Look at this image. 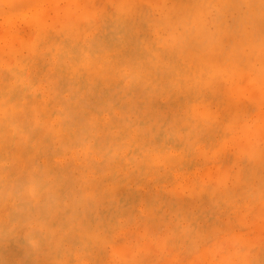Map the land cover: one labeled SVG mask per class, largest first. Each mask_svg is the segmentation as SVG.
<instances>
[{
    "label": "rangeland",
    "instance_id": "374dc122",
    "mask_svg": "<svg viewBox=\"0 0 264 264\" xmlns=\"http://www.w3.org/2000/svg\"><path fill=\"white\" fill-rule=\"evenodd\" d=\"M39 1L34 0L33 3V0H26V4L25 0H1L0 3L4 10L1 7L0 264H264V98H261L264 97V69L261 67L264 65V0H203L202 4L201 0ZM123 3L136 11L134 23L143 39L142 45L147 44L145 47L149 50L159 51L163 55L165 53V60H176L192 67L197 64L211 71L217 65L219 67L222 60L226 61L221 63L223 67L218 71V74L222 72L223 75L216 83V86H220L219 94L212 96L202 93L201 97L190 94V104H184V114L191 106L194 117L198 116L193 121L184 117L177 122L182 127L192 122L196 128L192 130L193 126L190 125L186 131L182 130V133L185 132L182 139L187 140L184 145H176L180 137L170 136L171 130L164 124L166 117L152 136L150 134L152 140L145 149H156L151 159L145 161L138 156L140 149L134 148V151L127 152L126 157L121 155L122 160L111 175L105 174L113 170L106 168L107 162L94 160L93 151L102 148V140L88 141L90 145L87 148H84V142L78 140L72 150L66 151L60 141L54 139V134L45 129L44 117L41 116L43 120L39 117L37 123L31 109L34 103L37 102L38 107V102L41 103L44 96L50 97L56 91L55 81L49 82L45 78L52 68V62L54 71L64 68L69 63V51L75 53L78 48L90 46L93 40H107L108 36H104L106 31L114 35L108 28L111 25L109 19L119 6L124 7ZM202 6L204 16L198 14ZM74 10L79 12L76 17H73ZM203 18L206 23L203 24L207 25V30L202 28L205 32L200 28ZM64 32H67V36L63 35ZM33 33L37 34L33 36ZM220 33L223 35L217 36ZM252 33L254 36L251 38ZM30 35L32 40L28 42ZM41 40L46 43H41ZM203 42L205 45L201 44ZM197 43L200 44L199 49ZM19 44L21 50H18ZM25 48H28L27 51ZM216 53H219L220 58ZM196 55L202 56L203 60L200 61ZM15 58L13 64L11 61ZM211 58H217L215 64ZM228 65H233L232 70ZM37 68L39 73L36 72ZM221 69L227 70L228 75L226 72L223 74ZM217 70L216 67L215 73ZM251 73L254 75L252 80ZM228 76L229 80L221 81ZM131 82L130 89L136 91V80ZM12 85L17 88L12 89ZM124 85L123 81L117 85L110 83L108 87L102 88L103 98L100 100L94 94L91 102L105 105L107 102L104 98L110 97L108 104L115 101L121 103L123 94L118 93L115 97V93L125 90ZM115 87L118 90L112 89ZM60 94L68 96L64 90ZM224 97H227V101ZM229 109L231 112H228ZM104 112L105 109H102L98 114ZM109 116L114 120L118 118L114 114ZM244 125L247 129H244ZM197 130L202 132L196 135ZM27 131L34 132V135L26 137ZM1 135H5L3 139ZM146 139L149 140V137L146 136ZM16 150L18 157L14 156ZM169 154L175 158L183 156V161L178 164L181 169L178 165L169 166L166 163L167 159L164 158ZM16 158L22 161L23 166L26 164L27 167L30 163L32 166L28 167L29 171H25L26 167H21L20 163L17 167ZM29 159L33 164L27 162ZM152 160L159 164L153 165L155 163ZM94 166L98 170H107L96 174ZM51 168L52 171L48 172ZM182 173L189 176L192 185L195 183L197 193L190 194L185 186L183 189L178 188L177 176ZM6 193H9L8 198ZM176 195L179 199L183 196V202L189 200L182 211L178 210L180 205ZM94 200L100 203L96 205ZM88 235L94 238L99 235L98 239L95 238L98 242L92 238L89 240Z\"/></svg>",
    "mask_w": 264,
    "mask_h": 264
},
{
    "label": "bare ground",
    "instance_id": "6f19581e",
    "mask_svg": "<svg viewBox=\"0 0 264 264\" xmlns=\"http://www.w3.org/2000/svg\"><path fill=\"white\" fill-rule=\"evenodd\" d=\"M7 1V0H6ZM32 1V0H31ZM39 1V0H38ZM75 1V0H74ZM81 1V0H80ZM113 1V0H112ZM118 1V0H117ZM121 1V0H119ZM201 0V4H202ZM231 1V0H230ZM36 2V1H35ZM40 2V1H39ZM53 2V0L51 1ZM69 2V1H68ZM73 2V1H72ZM78 2V1H77ZM122 2V1H121ZM125 2V1H124ZM136 2V1H135ZM159 2V1H157ZM1 3V0H0ZM7 3V2H6ZM26 3V0H25ZM32 3V2H31ZM34 3V0H33ZM85 3V2H84ZM83 3V4H84ZM89 3V2H88ZM87 3V4H88ZM113 3V2H112ZM119 3V2H118ZM156 3V2H155ZM254 3V2H253ZM252 3V4H253ZM8 4V3H7ZM27 4V3H26ZM68 4V3H67ZM80 4V3H78ZM82 4V5H83ZM160 4V3H159ZM177 4V3H176ZM204 4V3H203ZM2 5V4H1ZM28 5L30 6V2H28ZM33 5V4H32ZM36 5V4H35ZM66 5V4H65ZM100 5V4H99ZM164 5V4H163ZM185 5V4H184ZM191 5V4H190ZM200 5V4H199ZM264 5V4H263ZM57 6V4H56ZM71 6V5H69ZM75 6V5H73ZM72 6V7H73ZM81 6V4H80ZM119 6V5H118ZM124 7H120L117 8L116 12L110 16V21L109 23L111 24L108 28L111 30V33L114 35H109L108 32L106 31V33L104 34V36H108L107 40H103V41H90V46H84L82 48H78L77 50H75L76 52L73 53L72 51H69L68 54V60L69 63L66 64V66H64V68H58L54 71L53 69V62L52 65L49 69V71L46 73L45 78L48 79V81L53 82L55 81V89L56 91L52 92L51 96H44V99L41 100V103L38 102L39 104H41L40 109H39V104L38 107L37 106V102L34 103L32 105V113L34 116H36V121L39 119V117L43 116L44 120L42 118V120L44 121L43 125L45 126V129H47V132H50L54 137V139L60 141V144L62 146H64V149L66 151H70L73 149L74 144L80 140V142H84V148H87L90 144L88 143V141L90 140H102L101 141V147L104 149V151L102 150V148H98L95 149L94 152V160L95 162L97 161H105L108 164H106V168L112 169L110 170L109 173H105V174H111L113 175L114 172H116L115 170L118 167L119 161L122 160V156L126 157L127 152L129 153L130 151H134V148H139L140 149V153L138 156H140L141 158H143L145 161L150 160L151 157L153 156L154 153H156V149L153 150H147L145 149L146 146L148 144H150L149 142H151V138H150V134L152 136V133L154 130L158 129V126L160 124V122L164 123V119L166 117L167 121H165L164 124L168 125L167 127L170 128L171 130V134L170 136L173 137H180V140L176 141V145H179V147H181L182 145H184V143L187 141L184 138L185 132L182 133L183 129H186L191 125L193 126V123L191 122L190 124L186 125V126H179L178 125V121L181 119H184V117L186 118H190V121H193L194 118L196 119L197 117H194V113H193V109L190 110V107L188 106L190 104L191 101H189V96L190 94L193 95V97H201L202 93H206V94H211L213 95H218L219 94V90L220 88H218V86H216L217 84V80L222 79L223 76L220 72L218 74V71H220V65L221 63L224 64V60H222V62H219V67L218 65L216 66L219 70H217V73H215V69L214 71H211L210 69H207L205 67H201L198 66L196 64V66L192 67L190 64L189 68L185 65H182L179 61L176 60H172V62L165 60L164 56H166V54L164 53V55L162 53H160L159 51L156 50H149L148 47H145L147 44H145L144 46L142 45L141 41L143 42V39H141V36H139L140 31H138V27L136 26V24L134 23V16H135V10L131 9L128 4L123 3ZM158 7H160L157 4ZM188 6V5H186ZM230 6V5H229ZM253 6V5H252ZM259 6V5H258ZM2 7V6H1ZM0 7V9H1ZM31 7V6H30ZM63 7V6H62ZM66 7V6H65ZM71 7V8H72ZM92 7V6H91ZM99 7V6H98ZM41 8V7H40ZM52 8V7H51ZM76 9V7H74ZM73 8V9H74ZM81 8V7H80ZM84 8V7H83ZM87 8V7H86ZM90 8V7H89ZM124 8V9H123ZM186 8V7H185ZM193 8V6H192ZM191 8V9H192ZM203 6L201 7L200 12L198 11L199 8H197L198 14L202 15L204 12L202 11ZM258 8V7H257ZM256 8V9H257ZM43 9V8H42ZM63 9V8H62ZM61 9V10H62ZM119 9V10H118ZM123 9V10H122ZM157 9V8H156ZM161 9V8H160ZM187 9V8H186ZM254 9V8H253ZM262 9V8H261ZM10 10V9H9ZM37 10V9H36ZM41 10V9H40ZM39 10V12H40ZM59 10V9H58ZM66 10V9H65ZM64 10V11H65ZM167 10V9H166ZM165 10V11H166ZM174 10V9H173ZM204 10V9H203ZM1 11V10H0ZM2 11L3 7H2ZM8 11V10H7ZM48 11H50L48 9ZM54 11V10H53ZM76 10H74L73 12H75ZM80 11V10H79ZM86 11V10H85ZM107 11V10H106ZM159 11V10H158ZM171 11V10H170ZM192 11V10H191ZM73 12L71 14H73ZM98 12V11H97ZM96 12V13H97ZM141 12V11H140ZM139 12V13H140ZM189 11H187L188 13ZM253 12V11H250ZM255 12V11H254ZM2 13V12H1ZM55 13V12H54ZM62 13V11H61ZM65 13V12H63ZM79 13V12H78ZM77 12H75V15L73 17H76L78 14ZM88 13V12H87ZM91 13V12H89ZM138 13V14H139ZM169 13V12H167ZM166 13V14H167ZM195 13V11H194ZM38 14V12H37ZM40 14V13H39ZM50 14V12H49ZM48 14V15H49ZM56 14V13H55ZM58 14V13H57ZM67 14V13H66ZM197 16V13H195ZM194 14V15H195ZM46 16V20L47 17ZM54 15V14H53ZM64 15V14H62ZM68 15V14H67ZM66 15V17H67ZM108 15V14H107ZM140 15V14H139ZM138 15V16H139ZM168 15V14H167ZM41 16V15H40ZM50 16V15H49ZM57 16V15H56ZM56 16H52L51 18H54ZM59 16V15H58ZM65 16V15H64ZM95 16V14H94ZM97 16V15H96ZM95 16V17H96ZM204 16V14H203ZM202 16V17H203ZM70 17V16H69ZM82 17V16H80ZM98 17V16H97ZM168 17V16H167ZM11 18V17H10ZM35 18V16H34ZM37 18V15H36ZM62 18V17H60ZM59 18V19H60ZM7 19V18H3ZM9 19V18H8ZM49 19V18H48ZM58 19V18H57ZM65 19V17H64ZM78 19V18H76ZM83 19V18H82ZM93 19V18H92ZM157 19V18H156ZM163 19V18H162ZM189 19V18H188ZM11 20V19H10ZM9 20V21H10ZM12 20H14L12 18ZM19 21V18L17 19ZM16 20V21H17ZM35 20V19H34ZM32 20V21H34ZM45 20V19H44ZM55 20V19H53ZM68 21V18L65 19ZM96 20V19H95ZM201 20V18H200ZM204 18L202 19V24L204 23ZM37 21V20H36ZM77 21V20H76ZM156 22V20H154ZM160 21V20H159ZM1 22V21H0ZM51 22V21H50ZM75 22V21H74ZM83 22V21H82ZM158 22V21H157ZM198 22V21H197ZM8 23V21H7ZM33 23V22H32ZM35 23V21H34ZM52 23V22H51ZM65 23V21H63V24ZM67 23V22H66ZM210 23V22H208ZM2 24V23H0ZM158 24H160L158 22ZM163 24V23H161ZM200 24V21H199ZM206 24V23H204ZM199 25L201 30L203 32H205L202 28H205V26L207 25ZM31 26V24H29ZM42 25V24H41ZM49 25V24H48ZM73 25V23H72ZM75 25V23H74ZM156 25V24H155ZM4 26V23H3ZM17 26V25H14ZM28 26V27H30ZM60 26V25H59ZM58 26V27H59ZM6 27V26H4ZM12 27V26H11ZM38 26H36L37 28ZM42 27V26H41ZM61 27V26H60ZM59 27V28H60ZM72 27V26H71ZM79 27V26H78ZM15 28V27H14ZM190 28V27H189ZM38 29V28H37ZM72 29V28H71ZM20 30V28H19ZM70 30V29H69ZM73 30V29H72ZM71 30V31H72ZM200 30V29H199ZM205 30H207L205 28ZM12 31V30H11ZM41 31V29H40ZM46 31V30H45ZM84 31V30H83ZM5 32V31H4ZM3 32V33H4ZM42 32L43 29H42ZM190 32V31H189ZM193 32V31H191ZM199 32V31H198ZM253 32V31H252ZM38 33V31H37ZM37 33H33V36H35L34 34ZM79 33V30H78ZM77 33V34H78ZM83 33V32H82ZM81 33V34H82ZM219 33V32H218ZM32 34V33H31ZM76 34V36H77ZM183 34V33H182ZM208 34V32H207ZM253 34V33H252ZM9 35V34H8ZM7 35V36H8ZM18 35V34H17ZM64 36H67V32L63 33ZM196 35V34H195ZM216 35V34H215ZM214 35V36H215ZM219 35H223V34H218ZM258 35V34H257ZM6 36V37H7ZM12 36V35H11ZM16 36V35H15ZM24 36V35H23ZM81 36V35H80ZM201 36V34H200ZM210 36V35H209ZM254 36V34L251 36V38ZM19 37V35H18ZM31 39L28 40V42H30L32 40V36L30 35ZM187 37V35L185 36ZM199 37V36H198ZM260 37V36H259ZM5 38V37H4ZM23 38V37H22ZM21 38V39H22ZM29 38V37H28ZM27 38V39H28ZM34 38V37H33ZM77 38V37H76ZM81 38V37H80ZM179 38V37H178ZM216 38V37H215ZM247 38V37H246ZM264 38V37H263ZM18 39V38H17ZM48 39V38H47ZM62 39V38H61ZM60 39V40H61ZM198 38H196L197 40ZM222 39V36H221ZM16 39L13 40V42ZM34 40V39H33ZM193 40V39H192ZM216 40V39H215ZM218 40V39H217ZM231 40V38H230ZM3 41V40H1ZM62 41V40H61ZM60 41V42H61ZM149 41V40H148ZM199 41V40H197ZM201 41V40H200ZM252 41V40H251ZM18 42L20 43V41L18 40ZM41 43L44 42L43 40L40 41ZM81 42V41H80ZM180 42V41H179ZM193 42V41H192ZM220 42V41H219ZM223 42V41H221ZM236 42V41H234ZM256 42V41H255ZM4 43V42H3ZM2 43V44H3ZM6 43V42H5ZM15 43V42H14ZM13 43V46H14ZM17 43V42H16ZM23 42H21L22 44ZM27 43V40H26ZM25 43V44H26ZM46 42H44L43 44H45ZM188 42H186L187 44ZM195 43V40H194ZM215 43V42H214ZM250 43V42H249ZM248 43V44H249ZM7 44H9L7 42ZM11 44V43H10ZM19 44V48L20 45ZM32 44V42H31ZM31 44H29V46H32ZM60 44V43H59ZM58 44V45H59ZM78 44V43H77ZM165 44V43H164ZM177 44V43H176ZM184 44V43H183ZM190 44V43H189ZM199 44V43H197ZM201 44H204L201 43ZM220 44V43H219ZM243 44V43H242ZM4 45V44H3ZM24 45V44H22ZM76 45V44H75ZM192 45V43H191ZM190 45V46H191ZM205 45V44H204ZM210 45V44H209ZM216 45V44H214ZM244 45V44H243ZM242 45V46H243ZM255 45H257L255 43ZM1 46V45H0ZM6 46V45H4ZM8 46V45H7ZM25 46V45H24ZM163 46V45H162ZM176 46V45H175ZM174 46V47H175ZM178 46V45H177ZM186 46V45H185ZM184 46V49L186 48ZM187 47L188 48H190ZM203 46V45H201ZM22 47V46H21ZM28 47V45H27ZM168 47V46H167ZM170 47V46H169ZM217 47V46H216ZM219 47V45H218ZM259 47V46H258ZM3 48V47H2ZM6 48V47H5ZM16 48V47H15ZM18 50H21V48ZM24 48V47H23ZM30 50V47H28ZM28 48H25L26 51ZM163 48V47H162ZM196 48V47H194ZM200 48V44L198 49ZM241 48V45H240ZM256 48V47H255ZM260 48V47H259ZM174 49V48H173ZM172 49V50H173ZM178 49V48H177ZM205 49V48H204ZM217 50H219L218 48H216ZM225 49V47H224ZM248 49V48H247ZM250 49V48H249ZM28 50V51H29ZM171 50V51H172ZM195 50V49H194ZM222 50V49H221ZM9 50L7 49V52ZM14 51V50H12ZM16 51V50H15ZM170 51V48H169ZM175 51V50H174ZM186 51V50H185ZM246 51V50H245ZM249 51V50H248ZM252 51V50H251ZM250 51V53H251ZM6 52V51H4ZM18 53V51H16ZM22 52V51H21ZM59 52V51H58ZM177 52V51H176ZM183 51H181L182 53ZM199 52V51H198ZM223 52V51H222ZM253 52V51H252ZM20 53V51H19ZM170 53V52H169ZM224 53V52H223ZM264 53V52H262ZM4 54V53H3ZM9 54V53H7ZM12 54V53H11ZM34 54V53H32ZM63 54V51H62ZM178 54V53H177ZM197 54V52H196ZM219 53H216V56ZM234 54V53H233ZM249 54V53H248ZM252 54V53H251ZM30 55V54H29ZM191 55V54H190ZM193 55V54H192ZM213 55V54H212ZM238 55V54H237ZM31 56V55H30ZM180 56V55H179ZM185 56V54H184ZM188 56V55H187ZM200 56V55H199ZM209 56V55H208ZM219 56V55H218ZM17 57V56H16ZM33 57V56H32ZM142 57H144L142 59ZM170 57V56H169ZM193 57V56H192ZM196 57H198L196 55ZM202 56L198 57L200 58V61L203 60V58L201 59ZM212 57V56H211ZM241 57V56H239ZM2 58V57H1ZM6 58V57H5ZM5 58H3L5 61ZM171 58H175V57H171ZM181 58V57H180ZM204 58H206L204 56ZM209 58V57H208ZM220 58V56H219ZM222 58V57H221ZM264 58V57H263ZM23 59V58H22ZM26 59V58H25ZM185 59V58H184ZM191 59V58H190ZM197 59V58H196ZM212 59V58H211ZM213 59H215L213 57ZM212 59V60H213ZM183 60V57L182 59ZM193 60V59H192ZM199 62V59H197ZM209 60V59H208ZM208 60L206 62H208ZM211 60V61H212ZM241 60V59H240ZM15 60H12L11 62H13L14 64ZM24 61V60H23ZM191 61V60H190ZM216 60H213L214 64H215ZM219 61H221L219 59ZM226 61V60H225ZM189 62V61H188ZM197 62V63H198ZM205 63V61H203ZM210 62V61H209ZM208 62V63H209ZM212 62V65H213ZM22 63V61H21ZM184 63V62H183ZM264 63V61H263ZM2 64V63H1ZM5 64V63H4ZM10 64V62L8 63ZM199 64V63H198ZM217 64V63H216ZM249 64V62H248ZM3 65V64H2ZM11 65V64H10ZM205 65V64H204ZM239 65V63H238ZM241 65V64H240ZM239 65V66H240ZM31 66V65H30ZM229 66V65H228ZM233 66V65H231ZM231 66L230 69H231ZM236 66V65H235ZM13 67V66H12ZM207 67V66H206ZM211 67V66H210ZM223 67V66H222ZM221 67V68H222ZM227 67V65L225 66ZM228 67V68H229ZM237 67V66H236ZM264 69V65L261 66ZM234 68V67H233ZM23 69V68H22ZM213 69V68H212ZM227 69V68H225ZM221 69V71L226 72L225 74L229 73L227 70L225 71ZM232 70V69H231ZM254 70V69H253ZM36 72L39 73L38 68L36 69ZM254 72V71H253ZM158 74V75H157ZM228 75V74H227ZM245 75V74H244ZM251 80L254 79V75L251 73ZM158 76V77H157ZM219 77H221L219 79ZM228 78L224 77L225 79L221 80V81H227L229 80ZM71 78L72 81L70 80ZM259 78V77H258ZM136 80V85H135V90L130 89L129 84L131 81ZM124 82V88L125 90H120V91H115V97L117 96L118 93H122V102L118 103L117 101H115L113 104H108L110 101V97H107L106 99L104 98V100L107 102V104H100L99 102L97 104H94V102H91V96L94 94H97L100 97V100L103 98L101 96V93L103 91V89L105 87H108L110 83H113L114 85H117L120 82ZM254 81V80H253ZM255 81L257 82V79H255ZM259 81V79H258ZM252 82V81H251ZM72 83H75V86H72ZM132 83V82H131ZM53 84V85H54ZM219 84V83H218ZM76 85L78 87H76ZM104 85V86H103ZM58 87V89H57ZM220 87V86H219ZM0 88H2V85L0 84ZM17 87L14 85H12V89H16ZM103 88V89H102ZM183 88V90H182ZM253 88V87H251ZM263 88V87H262ZM115 90H118V88H112ZM246 89V88H245ZM254 89V88H253ZM64 90L68 93L67 97H63L60 93L61 91ZM83 92H82V91ZM255 90V89H254ZM250 91V90H249ZM253 91V90H252ZM135 92V93H134ZM227 92V91H226ZM224 91V93H226ZM229 92V91H228ZM232 92V91H231ZM260 92V91H259ZM237 94V93H236ZM243 94V93H242ZM263 93L260 92V95ZM224 95V94H223ZM71 97V98H69ZM74 99L73 102H71V99ZM225 98V97H224ZM264 98V97H261ZM227 101V97L225 98ZM20 100V99H19ZM261 101V99L259 100ZM264 101V100H262ZM188 103V111L184 114V104ZM227 103V102H226ZM10 104V103H9ZM8 104V105H9ZM228 104V103H227ZM7 105V106H8ZM6 106V107H7ZM89 106H92V109H88ZM218 106V105H217ZM29 107V106H28ZM107 107V108H106ZM226 107V106H225ZM31 108V107H30ZM193 108V107H192ZM230 108V107H228ZM29 109V108H28ZM96 109V110H95ZM102 109H105L106 112L102 113V115H99L98 113L102 111ZM218 109V108H217ZM10 110V108H9ZM17 110V109H14ZM19 110V108H18ZM16 111L17 113L20 111ZM12 112V110H10ZM209 111V110H208ZM224 111V110H223ZM198 112V111H197ZM228 112H231L230 109L228 110ZM31 113V114H32ZM206 113V112H205ZM252 113V112H251ZM110 114H114L115 116H117L118 118L116 120L112 119V117L110 118ZM20 115V114H19ZM144 115V118L140 119L141 116ZM146 115V116H145ZM147 115L149 116V118L147 117ZM197 115V114H196ZM19 117V116H18ZM22 117V116H21ZM54 117V119L52 118ZM32 119V118H31ZM132 119V120H131ZM200 119V118H199ZM198 119V120H199ZM19 120V119H18ZM33 121V120H32ZM31 121V123H32ZM199 122V121H198ZM197 122V123H198ZM245 124H247L246 121H244ZM30 123V124H31ZM38 123V121H37ZM187 123V122H186ZM82 124V126H81ZM184 124V123H183ZM182 124V125H183ZM217 124V123H216ZM185 125V124H184ZM236 125V124H233ZM162 126V125H161ZM160 126V127H161ZM205 126V125H204ZM209 127H211L210 125H208ZM246 128V125H244ZM258 126V125H257ZM58 127V128H57ZM229 127V126H228ZM232 127V126H230ZM242 127V126H241ZM212 128V127H211ZM259 128V127H258ZM44 129V130H45ZM195 126H193L192 130H195ZM228 129V128H226ZM62 131V132H60ZM244 131V130H243ZM256 131V130H255ZM259 131V130H258ZM12 132V130H11ZM200 132H202L201 130H197L195 131V134L198 135ZM226 132V130H225ZM224 132V135H225ZM252 132V131H251ZM257 132V131H256ZM261 132V130H260ZM34 133V132H33ZM32 132L27 131L26 132V137L27 136H32L34 135ZM48 133V134H50ZM4 134H6L4 132ZM8 134V133H7ZM142 134H145V136ZM157 135V134H156ZM255 135V134H254ZM5 136V135H1ZM15 136V135H14ZM19 137V135H17ZM16 136V137H17ZM40 136V134H39ZM146 136L149 137V140L146 139ZM251 136V135H250ZM22 137V136H21ZM204 137V136H203ZM24 138V136H23ZM172 138V137H170ZM254 138V136H253ZM3 139V137H2ZM169 139V138H168ZM11 140V139H10ZM9 140L10 144L12 145L11 141ZM24 140V139H22ZM42 140V139H39ZM104 140H106L107 142L104 143ZM168 141V140H167ZM233 142V141H232ZM23 143V142H22ZM239 143V142H238ZM2 144V143H1ZM9 144V143H8ZM7 144V145H8ZM9 144V146H10ZM20 144V143H19ZM246 144V143H243ZM58 145V144H57ZM93 146V145H91ZM191 146V144H190ZM189 146V147H190ZM244 146V145H243ZM3 147V145H2ZM185 147V146H184ZM237 147V146H236ZM16 148V146H15ZM21 148V147H19ZM18 148V149H19ZM41 148V147H40ZM39 149V148H38ZM185 149V148H184ZM223 148H221L222 151ZM15 150V149H14ZM225 151V150H223ZM249 151V150H248ZM18 152L17 150L14 152V156L18 157ZM170 152V149H169ZM168 152V153H169ZM172 152V151H171ZM216 153V152H214ZM123 154V155H122ZM205 154V153H204ZM225 154V153H224ZM122 155V156H121ZM157 155V154H156ZM196 155V154H194ZM169 156V157H168ZM177 156V154H176ZM193 156V155H192ZM240 156V155H239ZM121 157V158H120ZM181 157H183L181 155ZM180 158H175L174 155L169 154L167 156H165L164 159H167V164L169 166H177L181 161H183ZM194 157V156H193ZM160 158V157H159ZM162 158V157H161ZM216 158V157H215ZM27 159V157L25 158ZM142 159V160H143ZM156 159V158H155ZM181 159V160H179ZM192 159V158H191ZM190 159V160H191ZM224 159V158H223ZM20 159L16 158V165L20 163L21 167H26L23 166L22 161H19ZM154 160V159H153ZM152 160V161H153ZM158 160V159H157ZM25 160H23L24 162ZM155 161V160H154ZM152 162L155 163L153 165L157 166L159 163L157 162ZM161 161V160H160ZM209 161V160H208ZM27 162H31L32 161L29 159V161ZM144 162V161H143ZM159 162V160H158ZM191 162V161H190ZM14 163V162H13ZM13 163L11 165H13ZM164 163V160H163ZM33 164V163H32ZM162 164V162L160 163ZM176 164V165H175ZM147 165V164H146ZM32 165L30 163H28L25 171L28 170V167L30 168ZM204 166V165H203ZM17 167H19L17 165ZM16 167V168H17ZM105 168V169H106ZM178 168H182L178 165ZM2 169V166L0 168V171ZM53 168L47 170L48 172L52 171ZM104 169V170H105ZM45 170V172H46ZM95 173H99L102 170V168H100L98 170L97 166H94ZM107 170V169H106ZM29 171V170H28ZM32 171V170H31ZM206 171V170H205ZM44 172V173H45ZM207 172V171H206ZM252 172V171H251ZM7 173V172H6ZM44 173H41L42 176H44ZM96 173V174H97ZM5 174V173H4ZM101 174V173H100ZM240 174V173H239ZM0 175H2V172L0 173ZM102 175V174H101ZM29 176V175H28ZM207 176V174H206ZM240 176V175H239ZM117 177V176H116ZM222 177V176H221ZM189 176L187 174H179L177 176V181H178V188L183 189V187L185 186L188 192H190V194L193 195L195 191V183L189 182L188 180ZM193 178V177H192ZM223 179V178H222ZM67 180V179H66ZM191 181V180H190ZM224 181V180H223ZM206 182V181H205ZM173 183V181L171 182ZM1 184V183H0ZM124 184V183H123ZM122 184V185H123ZM4 185V183H3ZM95 185V183H94ZM94 185H91L94 187ZM53 186V185H52ZM121 186V185H120ZM195 186V187H193ZM110 187V186H109ZM158 187V186H157ZM217 187V186H216ZM215 187V189H216ZM86 188V187H85ZM84 188V189H85ZM203 188V186H202ZM218 188V187H217ZM23 189V188H22ZM59 189V188H58ZM214 189V192H215ZM219 189V188H218ZM200 190V189H199ZM203 191V189H201ZM205 190V189H204ZM217 190V189H216ZM57 191V190H56ZM176 191V190H175ZM181 191V190H180ZM186 191V190H185ZM8 192V191H7ZM28 192V191H27ZM179 192V190H178ZM204 192V191H203ZM201 192V193H203ZM223 192V190H222ZM26 193V192H25ZM90 193V192H89ZM92 193V192H91ZM197 193V192H196ZM200 193V191H199ZM198 193V195H199ZM86 194V193H85ZM179 194V193H178ZM184 194V193H183ZM215 193H213L214 195ZM6 198H8L9 193H6ZM29 195V193L27 194ZM26 195V196H27ZM100 195V194H99ZM196 195V194H195ZM208 195L210 197V193L208 192ZM221 195V194H220ZM219 195V196H220ZM92 196V195H91ZM95 196V195H94ZM187 196V195H186ZM45 197V196H44ZM86 197V196H85ZM93 197V196H92ZM185 197V196H184ZM199 197V196H198ZM29 198V197H28ZM31 198V197H30ZM95 198V197H94ZM93 198V199H94ZM193 197H191L192 199ZM63 199V198H62ZM89 199V198H88ZM92 199V198H91ZM176 199L177 202L180 205V209H178L179 211H182V207L188 203L189 200L184 201V198L182 196H180V199L178 198V196L176 195ZM190 199V205H192V200ZM194 199V198H193ZM200 199V198H199ZM210 199V198H209ZM8 201V200H7ZM32 201V200H31ZM85 201V200H83ZM103 201V200H102ZM95 203V200L93 201ZM202 202V201H201ZM98 204L100 203L99 201L97 202ZM97 203H95L97 205ZM102 203V202H101ZM8 204V202L6 203V205ZM60 204V203H59ZM77 205V204H76ZM189 205V204H188ZM189 205V206H190ZM161 207V205H160ZM172 207V206H171ZM189 209V207H188ZM240 210V209H239ZM252 210V209H251ZM58 212V211H57ZM91 212V211H90ZM166 212V211H165ZM263 212V211H262ZM133 213V212H132ZM148 216V215H147ZM242 218V217H241ZM240 218V219H241ZM113 220V219H112ZM244 220V218H243ZM180 222V221H179ZM245 222V221H244ZM243 222V223H244ZM256 222V221H255ZM258 222V221H257ZM131 223V222H130ZM179 224V223H178ZM250 224V223H249ZM96 227V225H95ZM179 227V226H178ZM173 230V229H172ZM177 231V230H176ZM103 232V231H102ZM202 232V231H201ZM179 233V232H178ZM86 234V233H85ZM202 234V233H200ZM242 234V233H241ZM197 235H199L197 233ZM14 236V235H13ZM88 239L90 240V238L94 239V241L99 238L98 236H95V238L97 237V239H95L94 237H92V235H88ZM182 237V236H181ZM200 237V235H199ZM101 238V237H100ZM240 238V237H239ZM52 239V238H51ZM104 239V238H101ZM193 239V238H191ZM198 239V238H197ZM242 239V238H241ZM54 240V239H53ZM194 241V240H193ZM59 242V241H57ZM98 242V241H97ZM244 242V241H243ZM28 243V242H27ZM178 243V242H177ZM48 244V243H47ZM54 248V247H53ZM55 249V248H54ZM100 249V248H99ZM50 251V250H49ZM99 251V250H98ZM94 252V251H92ZM101 252H99L100 254ZM98 254V253H97ZM16 256V255H15ZM48 256V255H47ZM67 256V255H66ZM96 256V255H95ZM14 257V256H13ZM99 257H101L99 255ZM48 258V257H47ZM56 258V256H55ZM96 258V257H95ZM45 259V258H44ZM49 259V258H48ZM57 259V258H56ZM103 259V258H102ZM55 260V259H54ZM99 260L102 262L101 258H99ZM105 260V259H104ZM47 261V260H46ZM99 261V263H100ZM58 263V262H57ZM69 264V263H68Z\"/></svg>",
    "mask_w": 264,
    "mask_h": 264
}]
</instances>
